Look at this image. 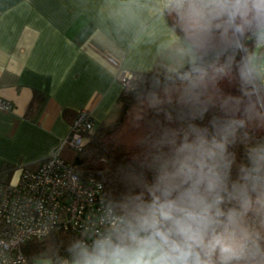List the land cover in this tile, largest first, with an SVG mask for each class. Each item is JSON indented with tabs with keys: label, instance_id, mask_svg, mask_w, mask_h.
Listing matches in <instances>:
<instances>
[{
	"label": "clouds",
	"instance_id": "obj_1",
	"mask_svg": "<svg viewBox=\"0 0 264 264\" xmlns=\"http://www.w3.org/2000/svg\"><path fill=\"white\" fill-rule=\"evenodd\" d=\"M160 14L181 60L146 98L159 119L59 264H264L247 224L264 220V76L248 48H264V0H161Z\"/></svg>",
	"mask_w": 264,
	"mask_h": 264
},
{
	"label": "crops",
	"instance_id": "obj_2",
	"mask_svg": "<svg viewBox=\"0 0 264 264\" xmlns=\"http://www.w3.org/2000/svg\"><path fill=\"white\" fill-rule=\"evenodd\" d=\"M160 3L0 0V100L11 105L0 111V169L46 158L79 111L90 112L95 127L112 122L121 74H165L180 62L179 36Z\"/></svg>",
	"mask_w": 264,
	"mask_h": 264
},
{
	"label": "built area",
	"instance_id": "obj_3",
	"mask_svg": "<svg viewBox=\"0 0 264 264\" xmlns=\"http://www.w3.org/2000/svg\"><path fill=\"white\" fill-rule=\"evenodd\" d=\"M113 66L117 62L109 59ZM135 76L121 74L122 89L129 90ZM11 105L0 100V111ZM87 110L76 113L60 144L34 165L20 166L9 180L0 178V264H35L22 252L24 243L42 239L53 232H65L78 238L89 233V221L99 211L104 188L94 178H83L63 151L82 152L94 131Z\"/></svg>",
	"mask_w": 264,
	"mask_h": 264
},
{
	"label": "trees",
	"instance_id": "obj_4",
	"mask_svg": "<svg viewBox=\"0 0 264 264\" xmlns=\"http://www.w3.org/2000/svg\"><path fill=\"white\" fill-rule=\"evenodd\" d=\"M163 16L168 27L172 30L173 19ZM176 34L178 35V33ZM256 47L249 41L248 48L252 55ZM133 75L135 80L131 81L130 89H122L118 98L120 108L117 117L108 124L94 127L82 152L72 159L73 164L79 168L82 177L94 178L101 182L105 193L116 187V170L119 165L125 163L138 150L135 145L136 138L159 119L154 112L148 109L146 98L153 90L154 84L164 81L166 73L145 72L133 73ZM221 87L235 96L240 95L239 86L235 82L225 81ZM247 95L251 97L253 93H247ZM255 98L260 108L264 110V84L255 90ZM65 114L67 117L68 113L65 112ZM75 116L76 114L71 115L68 121L71 122ZM236 150L238 153L243 152V148L240 146ZM15 169L14 166H3L0 169V178L9 180ZM4 175H6L5 178ZM247 224L250 228L264 234V220L260 217L249 214ZM76 238L78 237L69 233L53 232L42 239L27 241L22 247V252L28 262L49 260L51 264H59L61 259L67 258L66 249Z\"/></svg>",
	"mask_w": 264,
	"mask_h": 264
},
{
	"label": "rangeland",
	"instance_id": "obj_5",
	"mask_svg": "<svg viewBox=\"0 0 264 264\" xmlns=\"http://www.w3.org/2000/svg\"><path fill=\"white\" fill-rule=\"evenodd\" d=\"M253 56L256 58L255 63L257 66V71L261 74V76H264V48L256 47ZM167 72L168 70L164 71V73ZM35 264H51V263L49 260H39L36 261Z\"/></svg>",
	"mask_w": 264,
	"mask_h": 264
}]
</instances>
